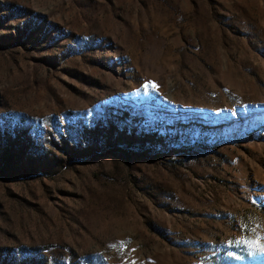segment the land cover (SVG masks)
<instances>
[{
  "label": "rangeland",
  "instance_id": "1",
  "mask_svg": "<svg viewBox=\"0 0 264 264\" xmlns=\"http://www.w3.org/2000/svg\"><path fill=\"white\" fill-rule=\"evenodd\" d=\"M260 224L264 0H0V264H264Z\"/></svg>",
  "mask_w": 264,
  "mask_h": 264
},
{
  "label": "snow or ice",
  "instance_id": "2",
  "mask_svg": "<svg viewBox=\"0 0 264 264\" xmlns=\"http://www.w3.org/2000/svg\"><path fill=\"white\" fill-rule=\"evenodd\" d=\"M152 87H155V85H152ZM148 88H149V85L146 84L144 86L145 91H147ZM247 227H248L247 225H243V226H241V230L243 231ZM259 227L264 228V224H260ZM241 243H244V241H242V240H230V241L227 242V246L231 247L233 245H239ZM248 243L251 245L250 241ZM257 246L264 248V237H261L260 242H259V244Z\"/></svg>",
  "mask_w": 264,
  "mask_h": 264
}]
</instances>
